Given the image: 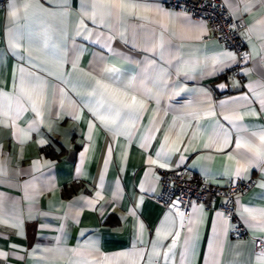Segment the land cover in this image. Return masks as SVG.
Masks as SVG:
<instances>
[{"label": "crops", "instance_id": "0c3cea01", "mask_svg": "<svg viewBox=\"0 0 264 264\" xmlns=\"http://www.w3.org/2000/svg\"><path fill=\"white\" fill-rule=\"evenodd\" d=\"M166 1L168 0H149L150 3L161 5L178 14L175 27L168 26V33L176 32L177 35L172 37L166 33V41L170 44L185 45L189 49L182 53L186 64L181 66V71H188L195 65L196 70L201 73L199 79H190L182 86L196 89V92L185 93L176 89L179 95L169 93L167 96H161L166 106L172 109L167 115L151 110L143 112L141 121L136 129L132 130L131 139L125 135L113 136L107 130H102L98 122L97 126L89 131L86 122L89 119L87 110L71 102L81 97L88 99L87 78L77 73L73 75L72 81L77 84L81 97L66 95L65 108L59 118L50 117V105L44 107L40 117L36 118L34 129H40L47 133V136L38 135L35 130L25 135L28 128L33 125V113L30 109L19 117L13 116L15 126L12 119L6 117L0 119V202L3 203V210L0 211V264H34L37 259H43L45 264H75L77 257L71 251L53 254L50 249L56 247L77 249L79 234L82 230L89 229L94 230L89 241L94 240L98 249L94 252L89 248L86 252L90 261L101 257L107 258L104 264H132L133 256L130 254L143 250V245L137 242L138 239L154 240L155 229L168 212V208L163 207L156 199L161 189L160 176L165 170L149 163L150 159L157 158L155 153L158 151L159 141L163 140V135L158 133V141H152L147 147L142 148L144 141L136 134L142 126L145 128L153 126L148 123L149 118L167 121V126L162 124L155 126L166 128L171 143L175 140V129L171 127L174 123H192L193 128L186 130L195 131V121L180 120L178 117H187L189 113L199 111V122L205 127L192 141L189 149L191 156L187 161V168L182 172L188 177H204L214 185H228L227 176L221 179L220 174L229 166L233 169L238 167L235 161H229L226 153L215 150L201 151L200 155L211 157L203 160L198 159L192 152L193 148L199 150L207 142L211 122L222 114L219 108H216V117L207 115L200 109L199 89L203 88L210 92L213 105L221 99L241 95L246 91L244 85L249 82L256 87L257 92L264 91L257 87L264 77V64H258L257 60H249L246 66L233 65L220 75L204 74L212 71L210 66L205 67L206 63H210L206 62L205 58L216 54L213 50L215 46L219 45L221 48L226 46L212 37L210 26L204 19H196L188 13L177 12L164 5ZM36 2L44 8L49 7L45 0H36ZM224 2L227 3V0ZM248 2L259 3L260 0H248ZM10 3L13 7H9ZM26 3L30 4L31 0H7L5 6L0 4V91L5 93L13 90L10 82L13 74L17 81L19 80L18 69L21 63L18 62V54L33 58H38L40 55L39 41L33 38L32 34L40 31L47 18L33 17L32 9L24 8ZM79 4L80 0H72V7L68 9L69 19L64 22L68 37L74 35L75 25L82 17ZM228 9L234 17L239 11L234 7ZM184 16L190 19L185 20ZM152 17L154 23L147 27L158 33L160 14L153 12ZM241 22L243 27L239 30V38L244 43L246 52H251L253 45L257 52L264 51V41L249 31L253 25L264 22V7L258 12L243 17ZM127 23L126 26L131 31V26L139 25L142 21L130 19ZM9 29H12L11 34ZM99 30L101 29H94V31ZM136 30L140 31L139 28ZM103 31L108 34L107 29ZM10 38L12 46L9 45ZM51 39L52 42L56 40L55 29ZM116 39L118 40V35ZM113 47L115 54L106 53L95 46L87 47V50L80 54L77 68L80 72L87 71L90 67L97 66L100 63L98 58L103 57L106 66L119 70L118 75L121 80L128 82L132 77L139 76L141 61L151 53L141 47L132 50L120 42H115ZM196 48H204L205 51H196ZM245 67L251 69L248 75L241 74ZM192 76H196V71L192 72ZM225 81L230 88L221 95L214 90L215 85ZM234 81L238 82L239 87H231ZM67 87L72 88V84ZM149 88L151 89L150 85ZM47 95L51 101V88L47 90ZM138 98H144L149 109L157 108L154 100L141 96ZM245 110L241 109V111ZM75 116H79L80 119L71 118ZM243 123L249 125L250 130L258 131L261 125H264V116H246ZM89 135L91 139H88ZM49 137L51 146L46 144L41 148L39 141L47 140ZM184 139L187 140V137ZM110 140L114 141L113 155L108 157V162L105 164L106 148ZM81 152L82 157L79 155ZM177 158L178 156H174L173 160ZM251 178H255L257 183L238 199L253 208L264 207V189L259 187V173L254 170ZM97 192L100 193L99 197L96 196ZM141 200L139 214L135 215L131 211L132 206ZM87 201H95V204L88 205ZM221 203V198H211L209 206H204V212L201 213L197 209L192 224L195 232L198 233L196 255L187 257L188 264H196V261L203 264L202 254L206 250L208 241L213 237V220L217 218L216 214L221 212L219 210ZM97 205L105 206L106 210ZM45 217L55 219H51L49 225L45 224ZM118 217L121 219H117ZM187 220L188 217L185 219L186 227L181 232L179 245L174 250L175 264H181L180 254L187 236ZM141 222L145 225L142 233L139 229ZM217 222L221 223L222 220ZM253 223L257 226L248 228L247 236L233 238L229 231L222 237V241H218L222 243L220 258L225 264H247L249 259L254 260V257L250 256L253 250L252 238L264 235V227L259 220ZM14 224L16 226H13ZM39 225H45L44 232L38 231ZM59 225H63L62 241L56 239L60 236ZM89 241L84 243L87 244ZM164 243L168 244L170 240H165ZM37 246L44 251L43 257L39 253L31 254L32 249ZM16 248L20 250L13 251ZM156 251L161 253L159 259L160 264H163L162 253L165 249L157 248ZM9 256L11 258H8ZM135 260L136 264H141L139 256H136Z\"/></svg>", "mask_w": 264, "mask_h": 264}, {"label": "snow or ice", "instance_id": "6c2138e0", "mask_svg": "<svg viewBox=\"0 0 264 264\" xmlns=\"http://www.w3.org/2000/svg\"><path fill=\"white\" fill-rule=\"evenodd\" d=\"M45 2L49 5L48 8H44L36 0H31L30 4L24 5L26 10L32 9L33 17L43 16L47 18L40 31L32 34V37L39 41V57L33 58V56L18 54V62L21 63V67L18 69L19 80L17 81L15 74H13L10 78L12 92L0 91V119L19 117L29 109L33 113V125L28 128L25 135L35 130L36 134L47 136V133L40 129H34L36 118L40 117L43 108L50 105V117L59 118L65 108L66 95L81 97L77 84L72 81L73 75L77 73L87 78L88 91L86 96L88 99L85 100L81 97V99H73L71 102L79 105L81 109L87 110L89 119L86 122L89 131L92 127L97 126L98 122L102 126V130H107L113 136L125 135L129 139L132 137V130L136 129L137 124L141 121L143 112L151 110L167 115V112L172 110L161 99L162 95L167 96L169 93L179 95L175 91L176 89L185 93L197 91L182 87L190 79H199L201 74L196 70L195 65L188 71H181V66L186 64L182 53L189 49L185 45L170 44L166 41V33L172 37L177 35L176 32L168 33V26L175 27L176 25L178 19L176 12L165 9L161 5L150 3L149 0H80L79 7L82 17L75 25L74 35L68 37L64 22L69 19L68 9L72 7V0H45ZM222 6L234 7L239 10L235 16L237 23L231 25L235 29L240 26L243 17L249 16L252 12H258L261 7H264V0L252 4H249L248 0H227V3L223 0ZM9 7H13V5L10 3ZM153 12L160 14V31L158 33L147 27V25L154 23ZM130 19L140 20L142 23L131 26V31H129L126 25ZM184 19L189 20L190 18L184 16ZM244 26L247 27V25ZM137 28L140 31H137ZM53 29L56 32L55 42H52L51 39ZM94 29L101 30L94 31ZM103 29L108 30L107 35ZM249 31L264 41V22L260 25H253ZM9 33H12V29H9ZM117 35L118 40L116 39ZM115 42H120L132 50L141 47L146 52L151 53L150 56L141 61L139 76L132 77L128 82L121 80L118 75L119 70L115 67L106 66L103 57L98 58L100 63L97 66L80 72L77 68V62L80 59V54L86 51L87 47L95 46L101 51L115 54L113 47ZM9 45L12 46L11 38ZM195 50L205 51L204 48H196ZM213 50L216 54L210 58H205L206 62H210L206 63L205 67L210 66L212 68V71L204 73L206 75H220L233 65L243 64L246 66L249 60H257L258 64H264V51L257 52L255 45H253L251 52H246L239 58L236 49L221 48L217 45ZM61 69L65 70L61 71ZM193 71H196L195 77L192 76ZM250 72L251 69L245 67L241 74L248 75ZM69 84H72V88L67 87ZM231 87H239L238 82L234 81ZM257 87L264 89V77L257 84ZM49 88L52 89L51 101L47 95ZM229 88L230 85L225 81L215 85L214 90L223 95ZM244 89L246 91H243L241 95L221 99L216 105L212 104L211 94L208 90L199 89L201 95L200 109L205 111L207 115L216 117V108H219L222 114L211 122L207 142L199 150L193 148L192 152L200 160L211 159V157L200 155L201 151L215 150L226 153L227 159L235 161L238 165L235 169L229 166L220 174L221 179L227 176L228 186H236V180H247L255 185L257 182L251 179L255 170L259 173V187L264 189V125H261L257 131L250 130L249 125L243 123L246 116H264V91L257 92L256 87L251 82L245 84ZM138 96L154 100L157 108L149 109L145 99L138 98ZM241 109L246 110L241 111ZM199 115L200 113L197 111L189 113L187 117H178L180 120L195 121V131L186 130L193 128L192 123H174L171 127L175 129V140H172L171 143L170 134L166 128L155 126L156 124L167 126V121L149 118L148 123L153 126L147 128L142 126L136 133L144 141L141 147H147L152 141H158V133L163 135V140L159 141L158 151L155 153L157 158L150 159L149 163L156 165L159 169L173 172L177 179H180V173L187 168V161L191 156L189 149L192 141L205 127L200 124ZM71 118L80 119L79 116ZM12 123L15 126L14 119H12ZM185 137L187 140L184 139ZM88 139H91L90 135ZM113 143L114 141L110 140L107 144L105 164L108 162V157L113 155ZM39 144L41 148L46 144L50 147V137L47 140L39 141ZM229 149L231 151H228ZM79 155L82 157L83 153L81 152ZM174 156H178V158L173 160ZM33 167L35 168L36 165L34 164ZM99 195L100 193L97 192L96 196L99 197ZM153 195H155L154 192ZM185 195H187L186 191ZM202 195L203 191L197 195V201ZM160 198L163 199V195ZM86 203L93 205L95 201H87ZM222 203L224 212H218L217 218L213 220V237L208 241L206 250L202 254L203 264H225L220 258L222 243H218V241H222V237L229 231L239 232L241 227L247 231L248 228L256 227L257 225L253 222L258 220L264 227V207L253 208L232 197ZM228 203H232L234 207L227 208ZM141 205L142 200L133 204L131 209L133 214H139ZM166 205L168 212L161 218L159 226L155 229V239L148 241L138 239L137 242L143 245V250L130 254L133 256L132 264H136V256H139L141 264H160L161 253L156 251L157 248L165 249L162 253L163 264H175L174 250L178 247L181 232L186 227V216L188 217L187 236L182 246L183 251L180 254L181 264H188L187 257L189 255L195 257L198 233L192 227L193 217L196 215L197 209L201 213L205 211L204 205L193 203L191 200L185 205L183 197L178 195H173L166 201ZM97 207L106 210L103 205H97ZM189 209L191 212L188 211ZM2 210L3 203L0 202V211ZM233 218L237 220V227H232L231 219ZM51 219L45 217V224L50 225ZM117 219L121 218L118 217ZM217 220H222V222L218 223ZM139 229L141 233L145 230V225L142 222L139 224ZM58 230L60 236L56 239L62 241L64 239L63 225H59ZM38 231L44 232L45 225H39ZM93 233V229L82 230L77 240V249L68 250L56 247L50 251L53 254L71 251L77 257L75 264H104V260L107 258L98 257L91 261L87 258L86 252L89 248L94 252L98 251L94 240L89 241V237L93 236ZM165 240H170V243L165 244ZM85 241H89V243L85 244ZM252 249L250 256L254 257V260L249 259L247 264H264V235L252 238ZM19 250L18 248L13 249V251ZM38 253L42 257L45 254L41 247H34L31 254ZM34 264H45V261L37 259ZM196 264H200V261H196Z\"/></svg>", "mask_w": 264, "mask_h": 264}, {"label": "built area", "instance_id": "2783aa9c", "mask_svg": "<svg viewBox=\"0 0 264 264\" xmlns=\"http://www.w3.org/2000/svg\"><path fill=\"white\" fill-rule=\"evenodd\" d=\"M6 3L7 0H0L2 6H5ZM222 3L223 0H168L164 2V5L177 12L188 13L193 18L204 19L210 26L212 37L226 47L236 49V54L239 58L246 53L244 43L239 38V30L243 27V23L240 21V26L234 29L231 25L236 24L237 21L232 12L227 7L222 6ZM251 179L255 181V178ZM160 184L161 189L156 199L165 208H167L166 201L173 195L183 197L185 205L191 200L193 203L203 204L207 207L211 198H221L222 202L229 197L238 199L240 195L246 193L253 185L247 180H237L235 181L236 186H218L212 184L204 177H188L183 172L180 173V179H177L176 174L168 171H162ZM205 189L207 190L205 191ZM182 190H185L187 195ZM202 191L203 195L197 201V195ZM161 195H163V199L160 198ZM233 207L232 203L227 204V208L231 209ZM219 210L224 212L223 203L219 206ZM188 211L190 212V209ZM231 221L232 227H237V220L233 218ZM247 235L248 231L244 227H241L239 232L230 231V236L233 238H243Z\"/></svg>", "mask_w": 264, "mask_h": 264}]
</instances>
